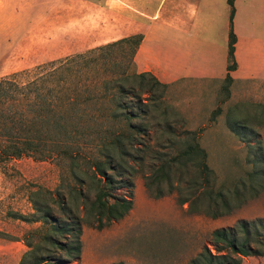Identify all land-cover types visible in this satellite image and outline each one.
<instances>
[{
    "label": "rangeland",
    "instance_id": "1",
    "mask_svg": "<svg viewBox=\"0 0 264 264\" xmlns=\"http://www.w3.org/2000/svg\"><path fill=\"white\" fill-rule=\"evenodd\" d=\"M146 23L138 3L129 8L124 0H0V77L34 72L49 61L139 32ZM131 47L114 46L95 54L98 67L93 75L116 77L129 70ZM23 77L16 79L22 82ZM146 81L152 82L148 77ZM17 97L0 96V227L19 223L21 232L16 215H30L32 199L44 198L32 191L54 190L63 184L66 192L74 181L71 148L49 140L58 131L48 127V108L42 101L24 106ZM142 99L146 114L134 121L147 134L140 136L138 150L132 149L126 160L132 167L124 175L126 184L112 190L131 196L132 207L103 228L84 224L81 255L71 264H187L204 246L214 254L223 252L216 250L213 230L233 227L241 219L264 218V125H258L264 118L256 116V104L264 103V80L184 78L166 87L156 85L152 94L143 92ZM79 100L81 136L101 138L119 129L109 114L113 105L108 99L83 96ZM126 102L132 109L131 96ZM240 115H247L245 130L236 122ZM252 129L256 134H251ZM194 134L212 170L208 175L212 189L204 190L196 212L180 201L177 190H170L183 189L181 197H192L191 186L200 177L197 168L193 162L171 158L193 142ZM27 139L37 145L35 150L12 156L14 146L20 148ZM77 147L76 159L85 167L96 156L97 146L82 139ZM199 162L198 157L194 163ZM180 176L183 180L177 184ZM159 189L163 195L157 197ZM210 190L214 199L220 191L227 204L222 198L211 201ZM216 209L223 214L212 217ZM30 223L20 238L30 236L34 242L38 238L33 231L44 226L41 221ZM3 233L0 237L15 238Z\"/></svg>",
    "mask_w": 264,
    "mask_h": 264
},
{
    "label": "trees",
    "instance_id": "2",
    "mask_svg": "<svg viewBox=\"0 0 264 264\" xmlns=\"http://www.w3.org/2000/svg\"><path fill=\"white\" fill-rule=\"evenodd\" d=\"M228 3L231 7V25L228 36L227 74L223 80L233 82L229 71L236 67L233 53L236 36L232 29L233 0H228ZM142 39V33L130 34L85 52L49 61L47 66L39 65L34 72H14L0 77V96L11 100L21 96L24 106L29 107L42 101L49 111L48 127L52 131H58L56 136H50V142L71 148L69 155L72 160L73 184L67 185L66 192L63 184H59L54 190L32 191L34 195H42L43 201L32 199L34 211L30 215L22 213L16 215V218L26 222L41 221L44 226L33 231L38 240L33 242L30 236L21 238L27 249L21 255L18 264H71L74 260L78 261L82 250L81 234L84 224L103 228L123 218L131 209V196L117 195L112 190L116 186L126 184L124 175L132 168L126 160L133 155L132 149L138 150L140 136L147 134L145 127L135 123L145 116L147 110L142 93L152 94L156 85L161 87L168 85L160 82L150 72L134 70V54ZM125 44L132 45L129 70L125 68L116 77L94 76L93 73L98 67L95 54L114 46L123 47ZM19 75L24 76L22 82L16 79ZM147 77L152 82L146 81ZM83 96L87 100L93 97L108 99L113 105L109 114L117 120L119 129L101 138H93L90 134L81 136L77 121L82 110L79 98ZM128 96L134 100L132 109L126 107ZM256 106V116L264 118V103H257ZM84 114L87 115L85 109ZM89 116L91 119V115ZM246 116L240 115V119L236 121L243 130ZM258 125H264V120L261 119ZM251 134H256L253 129ZM82 139L94 142L97 146L96 156L89 159L85 167L80 166L76 159L77 150L79 151L77 146ZM34 144V141L27 139L20 148L15 145L11 155L20 156L35 150L37 145ZM205 156L206 151L196 142L194 134L193 142L187 143L171 158L173 162L181 159L193 162V166L198 170L200 177L196 178L197 181L195 180L192 186L187 184L192 188L191 198L181 197L183 189H170L177 190L180 201L188 202L192 212L200 211L196 207L197 202L205 198V189H212L208 188V175L212 170L204 162ZM198 157L201 158V162L194 163ZM182 180L180 176L177 184ZM215 194L217 198L214 199L213 191H208L211 201L217 202L222 198L223 203L227 204L220 191ZM162 195L163 192L159 189L156 196ZM216 210L211 214L212 217L223 214V211ZM229 210L231 209H227L226 212ZM4 234L0 231V236ZM212 241L217 252H223L214 254L204 246L187 264H241L246 256H264V218L252 221L241 219L233 227L215 229L212 231Z\"/></svg>",
    "mask_w": 264,
    "mask_h": 264
},
{
    "label": "crops",
    "instance_id": "3",
    "mask_svg": "<svg viewBox=\"0 0 264 264\" xmlns=\"http://www.w3.org/2000/svg\"><path fill=\"white\" fill-rule=\"evenodd\" d=\"M145 15L143 39L134 54L137 72H150L162 83L184 78L223 80L227 74L230 5L228 0H124ZM232 29L236 36L234 81L264 80V0H233ZM130 12V11H129ZM132 33V34H135ZM128 36V35H127ZM20 228H30L23 220ZM19 224V223H18ZM8 223L0 231V264H18L27 249ZM19 227V226H18ZM241 264H264V256H246Z\"/></svg>",
    "mask_w": 264,
    "mask_h": 264
}]
</instances>
